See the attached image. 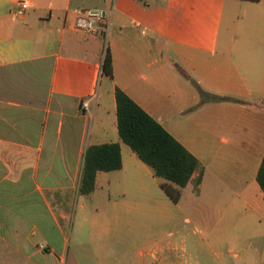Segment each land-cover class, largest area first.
Returning a JSON list of instances; mask_svg holds the SVG:
<instances>
[{"label":"crops","instance_id":"0c3cea01","mask_svg":"<svg viewBox=\"0 0 264 264\" xmlns=\"http://www.w3.org/2000/svg\"><path fill=\"white\" fill-rule=\"evenodd\" d=\"M88 11L106 14L105 32L75 28ZM116 87L198 160L178 202L121 141ZM110 143L122 168L81 194L87 148ZM263 158L264 0H0V264H82L91 196L116 212L129 207L118 197L150 209L164 194L162 210L224 242L264 225ZM179 232L152 254L193 257Z\"/></svg>","mask_w":264,"mask_h":264},{"label":"rangeland","instance_id":"374dc122","mask_svg":"<svg viewBox=\"0 0 264 264\" xmlns=\"http://www.w3.org/2000/svg\"><path fill=\"white\" fill-rule=\"evenodd\" d=\"M104 42L106 49L107 38ZM86 199L88 221L96 226L89 227L82 264H185V259L186 264H264V225H250L246 229L233 226L228 231L229 239L213 244L207 229L201 227L197 236L192 225L183 222L188 214L177 210L166 212L160 208L164 202L171 203L164 194L155 197L150 209L144 205L133 207L138 202L143 204V199L118 197L120 203L128 201L129 207L116 212L105 207L103 198L91 196ZM178 230L193 257L184 259L181 255L176 257L158 249L155 255L152 254L160 241L166 240V232H173L174 240ZM221 234L218 232L216 237L221 238ZM236 236L241 239L237 240Z\"/></svg>","mask_w":264,"mask_h":264},{"label":"trees","instance_id":"16d2710c","mask_svg":"<svg viewBox=\"0 0 264 264\" xmlns=\"http://www.w3.org/2000/svg\"><path fill=\"white\" fill-rule=\"evenodd\" d=\"M112 71V57L107 46L102 73L111 77ZM200 94L203 100L209 99L214 102L230 100L226 97L205 94L203 91H200ZM115 98L121 141L129 146L144 164L153 169L156 177L165 180V183L161 184L162 189L173 202H178L180 190L187 186L199 167L198 160L118 87L115 90ZM121 168V148L118 143L89 146L84 156L79 192L87 195L94 190L98 172H111ZM257 181L264 192V158Z\"/></svg>","mask_w":264,"mask_h":264},{"label":"built area","instance_id":"2783aa9c","mask_svg":"<svg viewBox=\"0 0 264 264\" xmlns=\"http://www.w3.org/2000/svg\"><path fill=\"white\" fill-rule=\"evenodd\" d=\"M21 14V12H19ZM106 14H103L102 11H99L97 14H93L92 11L85 13L79 12L75 20V28L87 32L94 33L97 31H106ZM83 107L87 108L88 103L84 102Z\"/></svg>","mask_w":264,"mask_h":264},{"label":"water","instance_id":"95a60500","mask_svg":"<svg viewBox=\"0 0 264 264\" xmlns=\"http://www.w3.org/2000/svg\"><path fill=\"white\" fill-rule=\"evenodd\" d=\"M99 11H92V13L93 14H97ZM103 14H105L104 12H103Z\"/></svg>","mask_w":264,"mask_h":264}]
</instances>
